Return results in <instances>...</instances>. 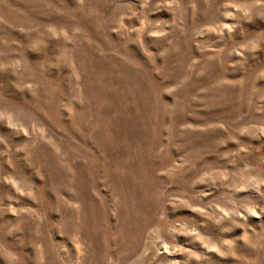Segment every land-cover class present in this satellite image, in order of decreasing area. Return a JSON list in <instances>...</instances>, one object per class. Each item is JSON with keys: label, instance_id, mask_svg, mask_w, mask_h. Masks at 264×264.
<instances>
[{"label": "rangeland", "instance_id": "rangeland-1", "mask_svg": "<svg viewBox=\"0 0 264 264\" xmlns=\"http://www.w3.org/2000/svg\"><path fill=\"white\" fill-rule=\"evenodd\" d=\"M0 264H264V0H0Z\"/></svg>", "mask_w": 264, "mask_h": 264}]
</instances>
